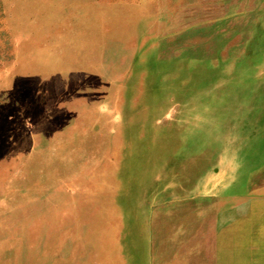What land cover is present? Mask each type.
I'll use <instances>...</instances> for the list:
<instances>
[{
	"label": "rangeland",
	"instance_id": "rangeland-1",
	"mask_svg": "<svg viewBox=\"0 0 264 264\" xmlns=\"http://www.w3.org/2000/svg\"><path fill=\"white\" fill-rule=\"evenodd\" d=\"M0 264H264V0H0Z\"/></svg>",
	"mask_w": 264,
	"mask_h": 264
}]
</instances>
